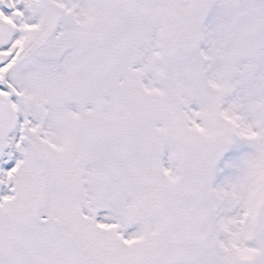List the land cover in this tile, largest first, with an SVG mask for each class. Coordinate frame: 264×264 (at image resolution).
<instances>
[{
	"label": "snow or ice",
	"instance_id": "1",
	"mask_svg": "<svg viewBox=\"0 0 264 264\" xmlns=\"http://www.w3.org/2000/svg\"><path fill=\"white\" fill-rule=\"evenodd\" d=\"M0 264H264V0H0Z\"/></svg>",
	"mask_w": 264,
	"mask_h": 264
}]
</instances>
